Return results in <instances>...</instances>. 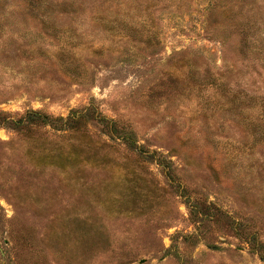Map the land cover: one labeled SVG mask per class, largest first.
Returning <instances> with one entry per match:
<instances>
[{
  "label": "rangeland",
  "instance_id": "obj_1",
  "mask_svg": "<svg viewBox=\"0 0 264 264\" xmlns=\"http://www.w3.org/2000/svg\"><path fill=\"white\" fill-rule=\"evenodd\" d=\"M90 107L0 123V264H264V0H0V116Z\"/></svg>",
  "mask_w": 264,
  "mask_h": 264
},
{
  "label": "trees",
  "instance_id": "obj_2",
  "mask_svg": "<svg viewBox=\"0 0 264 264\" xmlns=\"http://www.w3.org/2000/svg\"><path fill=\"white\" fill-rule=\"evenodd\" d=\"M90 111H93V108H87L86 113L83 115H77V111H75L74 113H71L68 117L64 118L61 116L53 117L50 115L43 114L39 111L31 110L26 112L24 116L20 119H13L0 116V123L16 130H23L24 128H32V126L40 125L49 126L57 130H67L79 128V126L85 124L84 122L88 120H93L103 125V127L109 130L111 134L121 136L129 148L139 150L140 153L143 152V148L137 145V141L134 138L132 131L127 132L125 134L117 127L116 122L110 121L105 117H97L96 115L94 116ZM149 156L154 159L155 154H151ZM159 162L164 167V169H166L167 174L173 178V174L169 165L170 162L164 159H160ZM250 244L252 245L253 251L258 254L262 260H264V245L259 243L255 237L251 240Z\"/></svg>",
  "mask_w": 264,
  "mask_h": 264
}]
</instances>
